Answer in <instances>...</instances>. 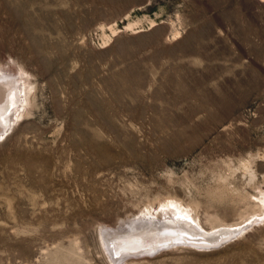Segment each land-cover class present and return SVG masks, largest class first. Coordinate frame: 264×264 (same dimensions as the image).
<instances>
[{"label": "rangeland", "instance_id": "obj_1", "mask_svg": "<svg viewBox=\"0 0 264 264\" xmlns=\"http://www.w3.org/2000/svg\"><path fill=\"white\" fill-rule=\"evenodd\" d=\"M10 79L0 264H264V0H0Z\"/></svg>", "mask_w": 264, "mask_h": 264}, {"label": "bare ground", "instance_id": "obj_2", "mask_svg": "<svg viewBox=\"0 0 264 264\" xmlns=\"http://www.w3.org/2000/svg\"><path fill=\"white\" fill-rule=\"evenodd\" d=\"M11 81L9 82L8 80L4 81L5 84H2L0 86V93L3 95L5 94L6 96L1 100L2 101V104H0V113L2 112V114H0V129L3 128L4 125H6L7 123L9 124V119L11 118L12 116V113L13 110L15 109V107L17 105H19V101L21 99V94H20V86L18 85V81H16L15 79H10ZM6 83H9L10 86H8ZM17 83V84H16ZM6 101V102H5ZM182 228V227H181ZM155 233V232H154ZM138 237H141V236H138ZM135 242L133 243H126L122 246H120L119 248V251L121 250H126L129 246H136L140 244V242H143V241H136L134 240ZM150 241V240H149ZM153 241V240H152ZM148 242V240H147ZM154 242H155V239H154ZM152 242V243H154ZM145 243V242H144ZM142 243V244H144ZM141 244V245H142ZM151 243H148L147 245H150ZM146 245V246H147ZM145 246V245H143ZM141 247V246H139ZM138 247V248H139ZM148 247V246H147ZM137 248H135L136 250ZM128 250V249H127ZM132 249H129L128 251H130ZM124 252V251H122ZM133 252V251H132ZM139 252V251H138Z\"/></svg>", "mask_w": 264, "mask_h": 264}, {"label": "water", "instance_id": "obj_3", "mask_svg": "<svg viewBox=\"0 0 264 264\" xmlns=\"http://www.w3.org/2000/svg\"><path fill=\"white\" fill-rule=\"evenodd\" d=\"M107 232H108V231H107ZM179 242H186V241H179ZM179 242H175V243H179ZM110 255H111V257H112V256H116V258H118V257H120V256H121V255H119V256H118V254H117V253H116V255H114L113 253H112V254H110Z\"/></svg>", "mask_w": 264, "mask_h": 264}]
</instances>
